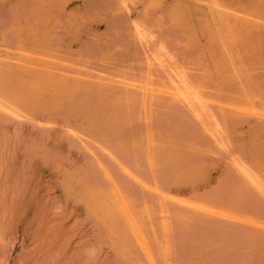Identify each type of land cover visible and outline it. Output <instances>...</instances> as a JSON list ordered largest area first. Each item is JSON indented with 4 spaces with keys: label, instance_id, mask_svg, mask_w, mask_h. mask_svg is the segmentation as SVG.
Listing matches in <instances>:
<instances>
[{
    "label": "rangeland",
    "instance_id": "1",
    "mask_svg": "<svg viewBox=\"0 0 264 264\" xmlns=\"http://www.w3.org/2000/svg\"><path fill=\"white\" fill-rule=\"evenodd\" d=\"M0 264H264V0H0Z\"/></svg>",
    "mask_w": 264,
    "mask_h": 264
},
{
    "label": "bare ground",
    "instance_id": "2",
    "mask_svg": "<svg viewBox=\"0 0 264 264\" xmlns=\"http://www.w3.org/2000/svg\"><path fill=\"white\" fill-rule=\"evenodd\" d=\"M218 37V36H217ZM196 95H198V93H195ZM195 94H192L193 96H195Z\"/></svg>",
    "mask_w": 264,
    "mask_h": 264
}]
</instances>
